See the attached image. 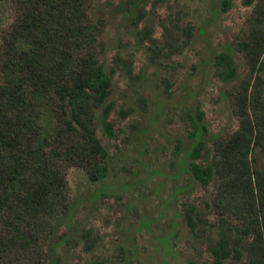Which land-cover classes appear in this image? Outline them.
Returning <instances> with one entry per match:
<instances>
[{"label": "rangeland", "instance_id": "rangeland-1", "mask_svg": "<svg viewBox=\"0 0 264 264\" xmlns=\"http://www.w3.org/2000/svg\"><path fill=\"white\" fill-rule=\"evenodd\" d=\"M257 2L232 0L222 11L217 0H140L138 9L125 0H91L90 17L100 23L97 60L110 78V132L98 108L91 117L108 152L107 169L92 181L81 166L66 167L68 202L52 220L44 264H116L121 254L132 264H204L221 226L243 223L237 208L216 209V176L200 184L181 160L189 159L192 141L187 113H201L205 146L194 159L201 163L211 156L212 138L233 132L248 115L257 118L252 134L262 131L258 142L252 138L250 165L264 177V67L252 70L232 45L241 34L264 33V12L258 20L253 11ZM7 19L6 0H0V28ZM227 47L236 76L225 82L213 55ZM259 49L264 66V45ZM37 105L49 133L51 104L41 98ZM184 206L192 208L193 228ZM64 232L68 238L60 241ZM229 263L228 257L223 264Z\"/></svg>", "mask_w": 264, "mask_h": 264}, {"label": "trees", "instance_id": "trees-1", "mask_svg": "<svg viewBox=\"0 0 264 264\" xmlns=\"http://www.w3.org/2000/svg\"><path fill=\"white\" fill-rule=\"evenodd\" d=\"M244 3L252 0H242ZM138 9L140 0H125ZM8 19L0 28V264H44L43 245L52 233V220L67 204L66 167L77 164L89 180L106 174L107 150L96 138L92 114L96 108L106 133L111 102L110 78L97 60L100 23L93 22L91 0H6ZM232 0H217L227 10ZM264 2L253 7L260 20ZM133 16V15H131ZM264 33L252 30L236 36L233 47L240 51L252 70L258 62ZM258 62V63H257ZM220 78L236 76L230 48L213 55ZM51 104V132L39 122L38 100ZM254 118L255 108L249 103ZM201 113H187L192 137L186 164L190 176L200 184L215 178L216 209L240 210L242 224L221 226L218 238L209 245L211 260L204 264H264V177L250 165L248 151L257 118L248 115L237 129L215 136L211 156L194 161L205 146ZM190 228L192 208L183 207ZM251 235V237H250ZM86 244V234L80 231ZM250 237V238H249ZM59 240L68 238L60 233ZM94 264H102L100 261ZM116 264H132L121 254Z\"/></svg>", "mask_w": 264, "mask_h": 264}]
</instances>
